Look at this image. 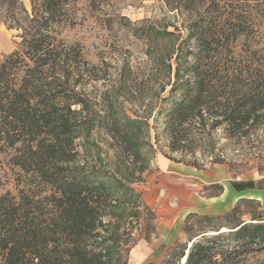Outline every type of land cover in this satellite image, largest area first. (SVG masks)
Instances as JSON below:
<instances>
[{
  "label": "trees",
  "instance_id": "trees-1",
  "mask_svg": "<svg viewBox=\"0 0 264 264\" xmlns=\"http://www.w3.org/2000/svg\"><path fill=\"white\" fill-rule=\"evenodd\" d=\"M164 1L193 16L177 53L172 92L180 96L169 111L171 136L208 117L215 120L213 129L228 126L235 133L260 125L264 0ZM34 4L19 46L0 62V162L10 155L21 187L17 196L0 192V258L4 264H110L114 242L102 233L119 184L109 186L99 172L76 164L88 105L73 81L86 61L61 35L70 21L71 0ZM111 126V138L140 157L133 142L138 123L115 120ZM123 190L125 197L140 199L133 186ZM239 210L238 205L225 216L199 217V223L217 225L197 231L189 226L195 216H189L185 246L172 249L163 264L184 259V264H247L250 256L264 252L263 216L247 222Z\"/></svg>",
  "mask_w": 264,
  "mask_h": 264
},
{
  "label": "rangeland",
  "instance_id": "rangeland-1",
  "mask_svg": "<svg viewBox=\"0 0 264 264\" xmlns=\"http://www.w3.org/2000/svg\"><path fill=\"white\" fill-rule=\"evenodd\" d=\"M36 1L0 0V62L19 46L24 20L32 16ZM69 10L70 21L61 35L68 45L78 47L86 61L82 75L77 70L73 75L88 105V122L77 140L76 164L99 172L109 186L119 184L111 201L113 213L104 219L107 232L102 233L114 242L110 264H163L172 249L185 246L174 243L163 255L165 245L155 214L151 211V217L139 198L125 197L123 185L133 186L139 194L147 170L159 156L187 167L223 164L234 176L251 174L254 180L237 187L252 190L255 196L238 202V215L254 223L251 216L264 218V119L247 133H235L228 126L213 129L215 120L208 117L201 124L179 128L176 137L170 134L169 111L180 96L179 91L172 92L177 53L193 16L172 10L164 0H77L74 6L71 0ZM115 120L138 123V139L133 142L140 157L111 138ZM9 156L1 157L0 192L17 196L21 187L15 180L20 172ZM249 183L253 186L239 187ZM222 192L217 185L208 194ZM189 216H195L189 222L195 231L217 225L199 223V217L210 216ZM0 264H4L1 258ZM247 264H264V252L250 256Z\"/></svg>",
  "mask_w": 264,
  "mask_h": 264
},
{
  "label": "crops",
  "instance_id": "crops-1",
  "mask_svg": "<svg viewBox=\"0 0 264 264\" xmlns=\"http://www.w3.org/2000/svg\"><path fill=\"white\" fill-rule=\"evenodd\" d=\"M252 180L251 174L234 176L223 164L201 169L157 157L146 173L139 195L142 205L155 214L157 230L161 231L160 238L165 245L163 255L168 246L186 242L183 230L189 215L225 216L240 200L253 198L254 191L237 187L241 182ZM217 185L223 187V192L209 195ZM151 252L145 253V257Z\"/></svg>",
  "mask_w": 264,
  "mask_h": 264
},
{
  "label": "water",
  "instance_id": "water-1",
  "mask_svg": "<svg viewBox=\"0 0 264 264\" xmlns=\"http://www.w3.org/2000/svg\"><path fill=\"white\" fill-rule=\"evenodd\" d=\"M224 232H226V230H224ZM189 247H190V246H189ZM187 254H188V252H187ZM187 254H186V255H187ZM185 261H186V260H185ZM185 261H184V262H182V264H184V263H185Z\"/></svg>",
  "mask_w": 264,
  "mask_h": 264
},
{
  "label": "bare ground",
  "instance_id": "bare-ground-1",
  "mask_svg": "<svg viewBox=\"0 0 264 264\" xmlns=\"http://www.w3.org/2000/svg\"><path fill=\"white\" fill-rule=\"evenodd\" d=\"M224 230H227V229H223V231H224ZM184 261H185V259L183 260V262H184Z\"/></svg>",
  "mask_w": 264,
  "mask_h": 264
}]
</instances>
